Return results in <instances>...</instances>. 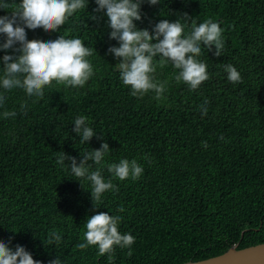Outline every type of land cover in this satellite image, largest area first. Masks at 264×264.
<instances>
[{"label": "trees", "instance_id": "obj_1", "mask_svg": "<svg viewBox=\"0 0 264 264\" xmlns=\"http://www.w3.org/2000/svg\"><path fill=\"white\" fill-rule=\"evenodd\" d=\"M95 7L94 0H88L87 8L57 32L26 29L29 40L79 37L98 55L88 58L94 75L83 88L53 81L39 100L21 89L4 93L0 241L12 237L10 247L24 246L42 264L56 256L62 264H108L107 254L98 256L95 246L76 248L83 242L86 218L105 211L122 216L119 231L136 238L131 257L125 255L128 249L116 247L113 264H182L220 254L235 243L242 248L264 242V0L142 4V20L134 22L138 28L151 30L160 19L184 23L182 14L187 13L198 23L211 18L225 30L220 57L202 46L199 59L207 64L210 79L197 90L177 83L171 64L157 67V80L167 81L162 100L155 99L154 92L133 97L122 84L114 70L117 59L106 55L109 46L118 44L109 39L106 17L93 13ZM8 11L0 9V16ZM89 14L98 20L89 19ZM5 54L0 51V57ZM225 63L239 71L241 83L227 80L221 67ZM205 99L208 112L201 116L197 106ZM6 110L17 115L4 118ZM81 115L102 140L94 136L80 143L72 128ZM102 142L111 150L107 163L136 158L144 172L137 181L114 179L119 192L104 193L94 209L85 190H90L89 182L76 181L70 169L59 166L56 152L79 162L85 151L98 149ZM145 154L150 163L143 159ZM96 167L93 164V170ZM102 174L110 178L106 168ZM120 206L122 213L117 212ZM53 229L61 233V244L44 246Z\"/></svg>", "mask_w": 264, "mask_h": 264}, {"label": "clouds", "instance_id": "obj_2", "mask_svg": "<svg viewBox=\"0 0 264 264\" xmlns=\"http://www.w3.org/2000/svg\"><path fill=\"white\" fill-rule=\"evenodd\" d=\"M96 7L93 13H103L106 17L110 40H115L118 46H109L106 52L111 54L117 63L114 70L118 71L122 84L130 89V95L143 98L147 93L154 92L155 99L162 100L166 92L167 81H159L155 73L157 67L163 68L168 64L177 70L174 79L183 82L191 91L209 80L207 64L199 59L202 46L213 56L220 57L225 46L224 29L211 18L197 22L195 17L187 13L182 14L184 23L180 20L170 21L160 19L152 26L138 28L136 21H141L144 15L141 5L145 2L149 6L159 5L160 0H94ZM88 0H0V9H10L8 15L0 16V51L6 54L0 57L3 67L0 68V107L4 105L5 92L21 89L30 98L36 100L44 98V89L51 86L53 81L57 85L70 88H83L94 75L91 61L88 59L97 54L95 48L86 47L79 37L67 38L59 35L56 39L43 41L27 38L28 30L43 29L45 32H57L66 21L80 10H85ZM89 14V19L98 20V16ZM187 29V31H186ZM11 50L13 54H7ZM98 55V54H97ZM227 80L233 84L242 82L239 71L230 63L221 65ZM35 102V100L33 101ZM208 101L198 105L201 116L208 112ZM21 110L27 114L25 102L20 104ZM3 117H15L16 111H4ZM72 131L80 138V143L89 142L94 136L102 140L89 126L88 118L77 116L73 122ZM223 139V137H221ZM204 147L207 143L201 142ZM111 152L109 144L102 142L98 149L85 151L79 162L75 157L63 151L56 152V163L65 169H70L76 181L86 180L90 184V198L94 205L102 202L106 192H119L113 180L137 181L144 172V167L136 158H122L119 162L107 163L105 157ZM143 159L151 162L145 154ZM68 163H65V162ZM91 162V163H90ZM93 164L97 167L93 170ZM110 174L105 179L104 169ZM81 185V184H80ZM82 187V185H81ZM83 188V187H82ZM84 189V188H83ZM123 206L117 208L122 213ZM123 217L110 215L105 211H97L86 218L82 243L77 249L84 250L89 246L97 248V255L107 254L108 264H113L115 249H128L127 257L132 256V245L135 237L130 233H121L119 225ZM12 237L8 242L0 241V264H42L33 259L32 253L22 245L10 247ZM62 242L58 230H50L44 246L57 245ZM48 264H62L59 257L50 259Z\"/></svg>", "mask_w": 264, "mask_h": 264}, {"label": "water", "instance_id": "obj_3", "mask_svg": "<svg viewBox=\"0 0 264 264\" xmlns=\"http://www.w3.org/2000/svg\"><path fill=\"white\" fill-rule=\"evenodd\" d=\"M182 264H264V242L242 248L235 243L220 254Z\"/></svg>", "mask_w": 264, "mask_h": 264}]
</instances>
